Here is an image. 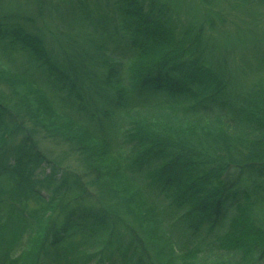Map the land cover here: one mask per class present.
Returning a JSON list of instances; mask_svg holds the SVG:
<instances>
[{
    "label": "trees",
    "instance_id": "trees-1",
    "mask_svg": "<svg viewBox=\"0 0 264 264\" xmlns=\"http://www.w3.org/2000/svg\"><path fill=\"white\" fill-rule=\"evenodd\" d=\"M195 1L63 0L53 38L54 0H0V264H264V53L209 38L257 2Z\"/></svg>",
    "mask_w": 264,
    "mask_h": 264
},
{
    "label": "rangeland",
    "instance_id": "rangeland-1",
    "mask_svg": "<svg viewBox=\"0 0 264 264\" xmlns=\"http://www.w3.org/2000/svg\"><path fill=\"white\" fill-rule=\"evenodd\" d=\"M82 1V0H81ZM259 0H256L257 5H253L250 11H254L255 13H250L247 12L246 16H242V14H235L234 12L232 14H224L226 18H224V21H218L214 27V29L209 33V38L211 40V43L216 45L217 47H220L221 50H224L225 52H228L230 47L232 49L233 42L236 43V40L234 38L236 37V34L239 38H244L249 39L251 37V43L252 47H256L259 52L264 53V0L258 2ZM187 4L191 7V9L187 6ZM50 7V6H49ZM196 7V1L195 0H186V5L184 9L180 10V13L189 17H192V14H194ZM48 6L45 5L42 7V4L40 6V10H38L37 13L40 15L45 13V9H47ZM224 6H221L217 11L220 12L221 14L223 13L224 10H226ZM63 0H54V3L51 2V7L49 11L47 12L48 14L45 16L46 20V29L48 32H54L53 38L55 33L57 35L60 34H66L68 33L67 29V23L68 21L66 20V16L63 15ZM53 15L48 17V15ZM233 15V16H232ZM223 16V14H222ZM69 23V22H68ZM42 29L46 31V29ZM243 34V35H242ZM47 37H49V34L47 33ZM250 40V39H249ZM50 41V39H49ZM47 41V42H49ZM245 44L251 48V44L249 42H245ZM252 50H255L252 48ZM240 55L238 56L236 62L241 66L242 64L240 63V56L242 54H245L244 52H240ZM247 54H250V51H247ZM17 53H11V56L9 60H0V64L4 66L5 70H9L11 72H14V69H12L11 61L12 60H18L21 62V59H18ZM247 56V55H246ZM245 58V56H242ZM262 56H252L249 58V62L245 65H243V69H245V72H249L248 74H245L244 77L247 80L246 86L249 88H252V84L257 83V78L260 76L261 73L264 75V62L258 61V59ZM247 58V57H246ZM256 58V59H255ZM230 57H228V60ZM248 59V58H247ZM20 63H17L19 65ZM253 66V69L251 70V67ZM259 71H258V70ZM4 70V69H3ZM251 70V71H250ZM254 71H257L258 74L256 75ZM39 75L42 76V79L45 80V75L40 73V71L36 72V76L40 79ZM89 88V87H88ZM32 89V88H31ZM90 91H92L91 88H89ZM33 91V90H32ZM160 117L161 120L167 121L168 117L165 114L162 113H157ZM143 117L147 118L145 114H141ZM227 133H230L229 129H226ZM236 130L233 129L231 133H234ZM75 132V130H74ZM81 132V131H78ZM239 135V134H237ZM48 140H38L39 145L42 150L48 151L47 150V143ZM58 148H60L62 151L61 152H56L53 153L54 157H57L63 161L64 164L67 166L76 169V170H81L82 168V157L81 155H76L71 152V149L69 145L65 143H60L57 145ZM87 152H91L87 150ZM232 258L238 259L239 254L237 252H229V253H216L213 254L211 252L206 251L205 253H201L200 256H195V257H190V255L187 257V259L181 260L180 264H223L227 260H231ZM234 259V260H235ZM177 263L180 260H175Z\"/></svg>",
    "mask_w": 264,
    "mask_h": 264
},
{
    "label": "bare ground",
    "instance_id": "bare-ground-1",
    "mask_svg": "<svg viewBox=\"0 0 264 264\" xmlns=\"http://www.w3.org/2000/svg\"><path fill=\"white\" fill-rule=\"evenodd\" d=\"M259 71V70H258ZM255 74L257 75L258 74V72L257 71H255ZM263 73H261L260 74V76L257 78V81H262L263 79H264V75H262Z\"/></svg>",
    "mask_w": 264,
    "mask_h": 264
}]
</instances>
